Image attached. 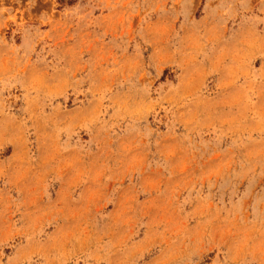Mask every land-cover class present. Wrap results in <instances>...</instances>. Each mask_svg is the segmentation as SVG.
Wrapping results in <instances>:
<instances>
[{"label": "rangeland", "instance_id": "374dc122", "mask_svg": "<svg viewBox=\"0 0 264 264\" xmlns=\"http://www.w3.org/2000/svg\"><path fill=\"white\" fill-rule=\"evenodd\" d=\"M0 264H264V0H0Z\"/></svg>", "mask_w": 264, "mask_h": 264}]
</instances>
